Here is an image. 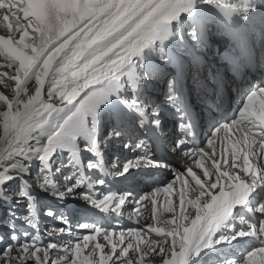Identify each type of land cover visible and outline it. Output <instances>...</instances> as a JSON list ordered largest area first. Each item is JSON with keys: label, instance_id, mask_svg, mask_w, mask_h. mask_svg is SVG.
Wrapping results in <instances>:
<instances>
[{"label": "snow or ice", "instance_id": "obj_1", "mask_svg": "<svg viewBox=\"0 0 264 264\" xmlns=\"http://www.w3.org/2000/svg\"><path fill=\"white\" fill-rule=\"evenodd\" d=\"M209 2L225 17L237 10L228 0ZM192 8V0H0V28L6 32L0 35V58L13 69L12 74L0 73V77L15 83L12 98L0 95L6 105V110L0 111V142L8 146L7 157L22 155L25 150L36 151L43 163L60 147L73 149L75 158L77 139L93 140L94 128L86 122L87 118L92 117L95 123L98 106L121 88L122 82L135 86L134 58L154 42L168 39L169 25ZM176 46L184 52L189 50L179 34ZM159 50L165 51L163 47ZM217 55L230 63L227 55ZM179 59L198 66V72L203 73L191 79V89L197 95L201 91L209 94V89L215 90L222 83L221 69L202 63L194 52L191 56L181 53ZM172 84L169 80L166 101L183 115L191 109L190 104ZM129 103L135 105L137 101L132 98ZM242 103L230 124L224 123L212 131L207 141L210 151L188 150L191 157H200L195 165L203 170L202 176L188 167L184 173H174L175 179L163 189L156 188L135 200L138 216L151 203L155 223L147 225L146 230L130 228L114 233L95 224L85 225L92 234L84 235L82 242L77 238L74 245L71 241L64 244L65 255L59 258L51 256L60 250L58 244L40 247L35 235L30 242L25 238L26 242L20 243L13 231L11 239L22 254L11 257L13 245L9 244L0 253L3 264H11L12 259H18L20 264L29 259H34V264H144L145 257L154 254L162 257V264H186L190 253L212 243L236 239L237 235L255 237L260 245L248 251L241 264H264V202L256 208L261 215L258 224L231 236L218 234L221 226L232 230V224L226 221L234 206L245 204L256 182L264 181V87L251 91ZM210 104L211 101L207 103ZM45 132L46 140L41 139ZM135 164L136 161L125 162L122 171L127 172ZM42 183L47 186L50 180L44 177ZM177 184L179 190L174 192ZM189 192L198 195L186 199ZM161 193L163 204L158 199ZM173 195L179 198V211L173 204ZM130 198L129 194H110L98 206L111 207L120 215ZM185 205L195 209L194 217H190ZM159 208L170 212L171 218L161 220ZM152 233L158 239L150 238ZM101 236L105 243L98 241ZM86 249L90 250L85 254ZM227 264L234 262L228 260Z\"/></svg>", "mask_w": 264, "mask_h": 264}, {"label": "bare ground", "instance_id": "obj_2", "mask_svg": "<svg viewBox=\"0 0 264 264\" xmlns=\"http://www.w3.org/2000/svg\"><path fill=\"white\" fill-rule=\"evenodd\" d=\"M194 0H192L193 3ZM232 3H236L237 0H230ZM248 9V8H245ZM253 9V8H252ZM187 13H183L181 14L180 17H178V19L176 21H173L169 26L171 25H177V23L179 21L184 20L185 23L189 24L191 23V19L190 18H186ZM219 32H222V30H220ZM6 32L4 31H0V35H5ZM221 38V35H218L216 37ZM159 46V42H154V45L148 49L143 50V52L141 53L140 57L134 58L135 63L133 64V71L135 73V81L134 84L136 87L137 85L141 84V80L140 78H138L136 71V62L137 60H141V62L143 63H149L151 64L154 60L153 58L150 56V53L156 51L158 49ZM154 50V51H153ZM154 57V56H153ZM140 62V61H139ZM141 73L143 74V69H140ZM13 69L9 68L8 66H4L3 67V72L2 73H8V74H12ZM144 75V74H143ZM144 78V76H143ZM147 81H151L150 79L146 78ZM160 80H158L156 82V87L161 88V85L159 84ZM127 86H129V83H126ZM143 85V84H142ZM155 84L153 83L151 86H154ZM131 86L133 87V85L131 84ZM2 88H6L5 91ZM124 89V85L121 86V88L117 89L114 93H110L109 97L106 101H104L101 105L98 106L97 111H96V118H95V123L93 124L92 121L90 122V127L94 128V132H93V140L94 139H100L101 141H105V136L106 137H110L111 136V131L107 130L108 128V124L109 121L111 122L112 118L114 116H116V114L118 112H120L121 109H123L125 107V102H124V97L126 96V93L123 92ZM148 94H149V87L145 90ZM155 93H150V97L154 96ZM0 95H5L9 98H12L15 95V83H10L9 80L0 77ZM160 95L157 96V98ZM146 107V106H145ZM6 110V105L0 101V111H4ZM1 118V117H0ZM2 119V118H1ZM92 120V117H91ZM87 122V121H86ZM107 130V131H106ZM3 135V127L2 125L0 126V136ZM46 132L45 134L41 137V139H45L46 140ZM93 140L90 141H86L84 138L80 137L77 139L76 141V145H75V158H73V149L71 148H56L52 153H50L48 159L43 162V166L46 168V170H49V174L52 176H56L57 174H59L60 172L64 171L65 173L67 171L72 170V173L68 174L71 175L69 176H61V179L63 181L64 184H60L58 185L61 188H66L65 184H68L69 180H71L73 183L68 184L67 188L70 189V191H67L65 189V192H63V189L61 188H55V192H61V193H71V194H75V191H79V193H82L83 198H79V200H72L69 198H64L66 197L65 194H58V195H52L49 194L48 192L45 191H40L41 193H45V195H47L46 200H43L45 202L48 203V205H50V210H48L47 215L45 216H41V219L44 222H38V225L41 224L43 227L44 226H53L54 228H50L48 229V231H42L45 233V235H41V236H37V240L40 241V244L42 242L45 241H55V242H59V246H60V251H63V245L68 242L71 241V243L74 245L75 243H77V238H80L79 242H82V237L84 235H90L92 234L91 229H86L84 226L85 225H91L94 224L93 221L96 220L95 225L102 227L103 229H106L108 231H112L114 233H119L121 231L126 232L128 229L130 228H141V229H147V225L149 224H154L155 221H153L152 219V211H151V203L149 202L148 207L146 209L143 210V215L142 216H138L137 211H136V204H135V200L136 197H134V191H135V187L136 185L134 181H128V178H126V174L127 172H124L123 174L120 173L118 175H116V177L111 178L110 173L107 172V170L104 168L102 172H99L98 169L96 168L97 165L93 164L92 166H88L85 165V162H91L94 163L92 161H94L91 156H93L92 150H87L84 151L83 150V146L90 144L91 142H93ZM127 145V146H126ZM124 145L123 151H126L128 149V154L129 156H127L125 158V156H122L121 162L118 164L119 166V170H117L118 168L116 167L117 165L113 166L114 168H116L115 170H117L118 172H122L120 170L121 166L124 164L122 162L126 161V159H130L133 158V160L135 159V161H137V163H141L144 166H148L150 164V162L152 163L153 161L150 158H139L136 159V154L141 152V148H137L134 150L133 146H129L128 144ZM33 148L35 146H32ZM7 148L8 146L6 144H4L3 142H0V159L5 156V158H13V166H15L16 168H20L19 166V160L20 161H24V163H26L28 161L27 157L30 154H33L36 151H25L22 155L20 153H16V156L14 157V155L8 156L7 157ZM203 149H205L206 151H210V149H208V146H205ZM134 150V151H132ZM132 151V152H131ZM131 152V154H130ZM185 152L180 154V162L179 164L176 166L173 165H167L165 164L163 161L159 164L160 166L155 167V169H148L145 170V167L142 166L139 172L141 173L140 177L138 179H141L142 182V187H144V189L147 187L146 184H149L151 186V188L149 190H146L145 192H143L141 195H145V194H149L151 192H153L154 189L156 188H160L163 189V187L168 184L169 182L173 181L175 179V175L174 173H184L185 172V167L183 165H191L193 167H191L194 171H196L198 173V175H203V170L202 169H198L195 165V159L197 157H191L189 158V156L184 155ZM17 158V159H16ZM133 160H128V161H133ZM161 160V159H160ZM159 160V161H160ZM57 161L60 162V167H62V169L58 168L56 169V172H52L51 170V166L54 164V162L56 163ZM51 165H48V163ZM73 165H70L69 163H71ZM210 163V161H209ZM153 164V163H152ZM96 165V166H94ZM23 166V165H22ZM56 166V165H55ZM137 168V167H136ZM139 169V168H137ZM45 170V169H44ZM111 170H113V168H111ZM167 170L166 172L168 173H164V171ZM114 171V170H113ZM145 172H150V174H146ZM48 174L47 177H49L50 175ZM55 174V175H54ZM133 176V173L131 174ZM135 175H139V174H135ZM46 176V175H45ZM105 178H107L108 180L113 179V181H118L120 182L118 184V189L119 191H124L123 194H131L130 191L132 192V194L130 195V199L128 200V202L122 207L121 209V213L123 214H116L111 207L104 209V208H96V207H92L90 205H86V204H82L84 203V201H90L91 199H96L95 197H104L106 195H110V194H116L118 195V193L116 192H110V189L107 186L105 181ZM40 180V178H38ZM38 179H36L34 182L38 181ZM96 179L98 181H103L102 183H97V182H93L96 181ZM18 180H22V181H26V176L23 175H11V176H7V175H0V187L2 188L3 192H7L8 190L4 188V186L6 187V185H14ZM42 180V179H41ZM82 180V181H81ZM108 183V182H107ZM134 183V184H133ZM138 184V183H137ZM130 185V189H126V187ZM12 189V188H11ZM23 189H24V193L25 195H29L32 193H39L38 191H36L33 188V185L30 183L28 184V182H24L23 185ZM54 189V188H53ZM123 189V190H122ZM179 190V184L174 186V192ZM213 192H216L217 190L213 189ZM17 192V191H16ZM255 192V194H254ZM103 193V194H102ZM120 193V192H119ZM12 194V192H11ZM251 197L258 199V201H260L259 203H251L253 205H258L261 202H264V181H260L258 180L256 182V184L253 186V190L252 192L249 193ZM49 195V196H48ZM62 195V196H61ZM198 195V193H193V192H189L186 199H195V197ZM18 196V195H17ZM64 196V197H63ZM139 196V197H140ZM22 197H26L23 196ZM76 197V196H75ZM93 197V198H92ZM138 197V199H139ZM2 198V197H1ZM14 198V196L12 197ZM12 198H10L7 201H4L0 204V214L2 216V214L4 215V213L6 214V210L8 212V216L5 217V221L1 222L0 221V234H5L7 232L8 229H13L12 227H8V225H11V222H16L20 228L24 227V221H18L19 218L22 217H18V215L14 212L16 211H21L22 209L17 208L16 205H20V202H15L14 200H12ZM153 198H157V197H153ZM76 199V198H74ZM93 199V200H94ZM103 199V198H102ZM101 199V200H102ZM159 202L160 204H163V194L161 193L159 196ZM173 199V204L176 205V211H179V198L176 197L175 195H173L172 197ZM64 201V202H63ZM252 199H250L249 202H251ZM64 204H66L64 206ZM64 206V207H63ZM131 206H134V209H130ZM186 210L188 211L190 217H194L195 215V209L190 206V205H185ZM257 206L254 207L255 213V219L256 222L251 223V225H255L256 223L258 224L259 220L261 219V216L256 215L258 211H256ZM51 209L53 211L59 212V215H57L56 217H54V212L51 211ZM129 209V213L130 216L124 215V212H126ZM104 211H108V212H114V213H110V215H106L104 214ZM159 212L161 213L160 215V219L161 220H167L171 218V213L170 212H163L162 208H159ZM53 220H52V218ZM87 217L92 218V221L90 223L85 222L88 221ZM144 217V218H143ZM24 219H28V217H23ZM30 218V217H29ZM82 219V223L80 222V226L79 224H77V226H74L76 224V221L78 219ZM137 220H139V223H137ZM38 221V220H37ZM239 221H243V223L248 224L247 221L244 219V215H240L239 218H233V217H229L228 220L226 221V224L230 223L232 224L233 228L231 231H229L225 226H221L220 229H218V234L220 235H225V236H231L235 233H238L239 231H241V228H245L244 226H241V224L239 223ZM134 224V225H133ZM15 225V224H14ZM143 225V226H142ZM250 224H248L249 226ZM12 226V225H11ZM159 226V225H157ZM247 226V227H248ZM16 227V225L14 226ZM7 229V230H6ZM31 229H33L34 231H38L39 229L36 227H31ZM57 229H67V232H61L60 234L53 232L54 230ZM40 231V230H39ZM50 233H53L50 236ZM19 236H21V238L23 237L25 238H30L29 234L27 235V233L24 234H19ZM99 238V237H98ZM103 238V237H102ZM147 238V237H146ZM152 239H158V237H156V235L154 233L151 234ZM255 237H248V236H239L236 239H232L230 241H221L220 243H212L210 246L208 247H203L201 248L198 252H192L189 254L187 260H186V264H227L228 260H232L234 262V264H241L242 259L244 257V255H246V253L248 251H251L253 247H259V242L256 240H254ZM101 239V238H100ZM251 242H247L249 240H251ZM10 241H13L12 239ZM98 241L100 243H105L104 241H100L98 239ZM6 240H0V250H3V248H6L5 245H7ZM14 242V241H13ZM12 249L9 251V255L13 258L19 257L22 253H20L17 248H16V243L14 242ZM154 257H156L157 259L154 261H151L149 259L150 256L145 257L144 259V264H162V257H160L159 255H152ZM133 258H135V255H133ZM14 261H16L18 264H20V262H18V259H12Z\"/></svg>", "mask_w": 264, "mask_h": 264}, {"label": "rangeland", "instance_id": "obj_3", "mask_svg": "<svg viewBox=\"0 0 264 264\" xmlns=\"http://www.w3.org/2000/svg\"><path fill=\"white\" fill-rule=\"evenodd\" d=\"M0 31H4V29L0 28ZM154 51V50H153ZM150 56H157L156 55V52H152L150 53ZM138 61H141V60H137L136 62V73L137 75H140V68L141 66H143V64H141L140 62ZM4 66H8L7 63L3 60V58H0V73L3 72V67ZM142 74V73H141ZM139 78V76H138ZM141 79V78H140ZM13 81H10V83H12ZM14 83V82H13ZM126 81L125 82H122V85H124V89L123 91H125V93H129L131 90V87H125L127 86L126 85ZM5 89L6 88H2ZM3 102V101H2ZM4 103V102H3ZM2 118V116H0ZM0 118V126L2 125V120L3 118L1 119ZM91 117H88L87 118V123L89 124L90 126V122H91ZM26 151V150H25ZM24 151V152H25ZM23 152V153H24ZM16 156V154L14 155V157ZM5 156H3L1 159H0V175H7V176H11V175H15L17 174L16 172H20L22 174H24L26 176V181L28 182V184L30 183V185L32 184L33 185V188L38 191L39 193H32V194H29V195H25L24 193V189H23V185H24V182H22V180H18L14 185H6V187L4 186L5 189H7L8 191L7 192H3L2 188L0 187V204L4 201H7L9 200L10 198H12L14 196V198H12V200H14L15 202H20L21 204L20 205H16L17 208H20L22 209L21 211H16L14 213H16L18 215V217H22V218H19L18 221H24V227L23 228H20L19 225L16 223V222H11V225H8V227H12L13 229H6L7 232L5 234H0V237H3L2 240H6L7 242V245H5V247H7L9 244H13L14 242L16 243V241H10L11 240V237H12V233L13 231H15L16 235L20 238V243H25V239L21 236H19V234H24V233H27V235L29 234L30 238H28V242L31 241V236L35 235L36 237L37 236H41V235H45L44 232L42 231H48V229L50 228H54L53 226H42L41 224L38 225V222H44L42 219H41V216H45L47 215V212L48 210H50V205H48L47 202L43 201V200H46V197L47 195H45V193H41L40 191H45V192H48L49 194H52V195H58V194H65L66 197L64 198H69V199H72V200H79V198H83L82 196V193H79V191H75V194H71V193H61V192H55V188H61L59 187L58 185H60L61 183H63L62 179H61V176L65 177V176H71V175H68L69 173L71 174L72 173V170L70 171H67L66 173L64 171L60 172L59 174H57L56 176H52L49 174V170H46V168L43 166V163L41 162V160L38 158V153L37 152H34L33 154H30L27 159L28 161L26 163H24V161H20L19 160V166L20 168H16L15 166H13V158H4ZM139 158H146V157H140L138 156ZM138 157H136V159H139ZM4 158V159H3ZM17 159V158H16ZM128 160H133V158H130V159H126V161L122 162V163H125L127 162ZM135 161V159L133 160ZM162 162V160L159 161L158 164L154 165L150 162V164L148 166H144L143 164L141 163H137L136 161V164L129 168V170L127 171V174H130V179H128V181H134L135 184H136V187H135V191H134V194L136 195V193H138V191L140 190H143V192H145L146 190H149L151 188V186L149 184H146L147 187L144 189V187H142V180L141 179H138L141 175V173L139 172L141 169H144V168H141L142 166L145 167V170H148V169H155V167H159L160 163ZM48 163V162H47ZM60 162L57 161L56 163L54 162V164L51 166L49 163L48 165L51 166V170L52 172H56V169L60 168L62 169V167H60ZM70 165H73L72 162L69 163ZM8 165H11V167H8ZM23 165V166H22ZM56 165V166H55ZM175 166V165H173ZM7 167V168H6ZM139 169H137V168ZM45 169V170H44ZM120 170L122 171V168H120ZM167 170L164 171V173L166 172ZM120 173H124L123 171L120 172ZM133 173V176L131 175ZM168 173V172H166ZM48 174L50 175L48 177V179L50 180V184H48L47 186H44L43 183H42V180L44 177H47ZM126 174V175H127ZM135 174H139V175H135ZM46 175V176H45ZM55 175V174H54ZM40 178V180L38 179ZM36 179H38V181L34 182ZM82 181V180H81ZM98 180L96 179V181H93V182H97ZM69 183L68 184H71L73 183L71 180L68 181ZM138 183V184H137ZM68 184H65V187L66 188H61L63 189V192H65V189H68L67 186ZM142 185V186H141ZM12 188V189H11ZM54 188V189H53ZM123 190V189H122ZM17 191V192H16ZM12 192V194H11ZM114 193V191H110L109 193ZM142 192V193H143ZM124 193V191L122 192ZM140 193V194H142ZM103 194V193H102ZM120 193H118L119 195ZM140 194L136 197V199H138V197L140 196ZM18 195V196H17ZM23 196H26V197H22ZM49 196V195H48ZM62 196V195H61ZM76 196V197H75ZM2 197V198H1ZM76 198V199H74ZM93 198V197H92ZM96 199H91L90 201H84V203L82 204H86V205H92L93 207H96V208H101L99 207V201H101L102 198L104 197H95ZM64 202V201H63ZM66 204H64L65 206ZM63 206V207H64ZM91 206V207H92ZM130 209H134V206H131ZM52 212H54V217H56L57 215H59V212H56L53 211L51 209ZM110 213H114V212H108V211H104V214L106 215H110ZM257 214L256 215H260L259 212H256ZM8 212L6 210V214L4 213V215L0 214V221L1 222H4L5 220V217L8 216L7 215ZM124 215H127V216H130V213H129V209L124 212ZM23 217H28V219H24ZM30 217V218H29ZM52 218V217H51ZM144 218V217H143ZM38 220V221H37ZM53 220V218H52ZM87 220H85V222H88L90 223L92 221V218L90 217H87ZM80 222L82 223V219H78L76 221V225L74 226H77V224H79L80 226ZM93 223L95 224L96 223V220L93 221ZM16 227H14L15 225ZM134 225V224H133ZM37 227L39 230L38 231H34L33 229H31V227ZM143 226V225H142ZM139 228V227H138ZM101 238V239H100ZM100 241H103V238L102 236L98 238ZM48 243H56L59 245V242H55V241H45V242H42L41 244H39L40 247H44L46 246ZM66 244V243H65ZM5 249V248H3ZM90 249H86L85 250V254L89 251ZM3 250H0V253H2ZM42 255V253H41ZM65 253L63 251H57V252H52L51 253V256L53 258H59L61 256H64ZM98 255L97 254V258H98ZM157 257V256H156ZM154 257V256H150L149 259L151 261H154L156 260L157 258ZM3 261H4V257L2 254H0V264H3ZM19 262V261H18ZM11 264H18L16 261L14 260H11ZM26 264H34V259H29L27 260Z\"/></svg>", "mask_w": 264, "mask_h": 264}]
</instances>
